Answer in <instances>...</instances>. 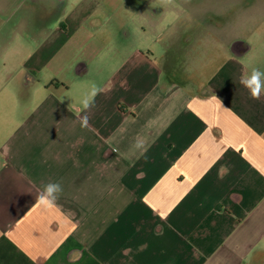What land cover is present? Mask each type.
Wrapping results in <instances>:
<instances>
[{
	"label": "crops",
	"instance_id": "0c3cea01",
	"mask_svg": "<svg viewBox=\"0 0 264 264\" xmlns=\"http://www.w3.org/2000/svg\"><path fill=\"white\" fill-rule=\"evenodd\" d=\"M87 2L0 0V264H264V97L239 83L251 47L211 40L232 57L206 83L183 71L191 37L181 61L156 38L160 56L133 49L91 80L87 44L60 56ZM55 181L57 207H36Z\"/></svg>",
	"mask_w": 264,
	"mask_h": 264
},
{
	"label": "rangeland",
	"instance_id": "374dc122",
	"mask_svg": "<svg viewBox=\"0 0 264 264\" xmlns=\"http://www.w3.org/2000/svg\"><path fill=\"white\" fill-rule=\"evenodd\" d=\"M62 1L71 11L83 0ZM87 4V12H92L90 25L72 36L68 47L71 49L60 56L62 59L77 56L79 45L87 44L84 51L85 59L90 61L87 75H92L91 80L102 72L101 62L105 63L104 67L109 59L121 61L133 49L149 55L150 47L154 57L160 56L158 44L154 42L156 38L172 44L169 57L181 61L185 52L178 50L187 45L179 36L191 37L192 49L199 48L197 64L189 59L183 68L193 79L199 77L207 83L232 57L221 45L212 43L213 39L246 42L251 51L241 62L247 73L253 66L264 68V0H171L170 3L165 0H88ZM168 28L170 32L166 34ZM169 36H172L171 42ZM92 54L97 56V61L91 59Z\"/></svg>",
	"mask_w": 264,
	"mask_h": 264
},
{
	"label": "clouds",
	"instance_id": "9594fccd",
	"mask_svg": "<svg viewBox=\"0 0 264 264\" xmlns=\"http://www.w3.org/2000/svg\"><path fill=\"white\" fill-rule=\"evenodd\" d=\"M170 3L171 0H165ZM239 83L248 90L250 97L253 100H260L264 97V68L251 67L247 74L240 77ZM102 91L101 87L95 83L91 85L90 90L83 95L81 103L83 109L88 110L94 107V98ZM215 99L220 101L216 96ZM89 116L85 115L80 123L82 128L89 126ZM137 148L143 147L140 142L135 145ZM64 188L62 181L48 182L42 186L41 192L35 198V206L44 209H52L57 207V201L63 194Z\"/></svg>",
	"mask_w": 264,
	"mask_h": 264
},
{
	"label": "water",
	"instance_id": "95a60500",
	"mask_svg": "<svg viewBox=\"0 0 264 264\" xmlns=\"http://www.w3.org/2000/svg\"><path fill=\"white\" fill-rule=\"evenodd\" d=\"M240 44H241V42H236V43H234L233 50H234L236 53H239L240 50H242V49L240 48Z\"/></svg>",
	"mask_w": 264,
	"mask_h": 264
},
{
	"label": "flooded vegetation",
	"instance_id": "af4514ba",
	"mask_svg": "<svg viewBox=\"0 0 264 264\" xmlns=\"http://www.w3.org/2000/svg\"><path fill=\"white\" fill-rule=\"evenodd\" d=\"M187 39H190L189 37H187ZM244 50V49H243ZM243 50L241 51V53L243 52Z\"/></svg>",
	"mask_w": 264,
	"mask_h": 264
}]
</instances>
